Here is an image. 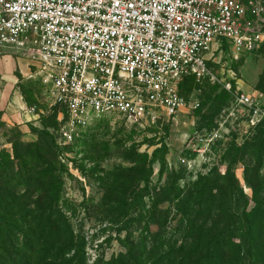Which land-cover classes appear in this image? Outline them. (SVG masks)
<instances>
[{"label": "built area", "instance_id": "1", "mask_svg": "<svg viewBox=\"0 0 264 264\" xmlns=\"http://www.w3.org/2000/svg\"><path fill=\"white\" fill-rule=\"evenodd\" d=\"M263 16L264 0H0V56L26 58L31 76L49 86L60 148L102 116L137 124L174 117L188 105L181 81L209 76L230 100L216 127L189 141L202 158L197 147L234 132L236 121L248 135L264 120L263 96L207 66L223 41L235 58L259 49ZM180 161L187 169L195 162Z\"/></svg>", "mask_w": 264, "mask_h": 264}, {"label": "trees", "instance_id": "2", "mask_svg": "<svg viewBox=\"0 0 264 264\" xmlns=\"http://www.w3.org/2000/svg\"><path fill=\"white\" fill-rule=\"evenodd\" d=\"M256 91L264 97V71ZM57 113L58 109L53 153L27 144L13 160L9 155L0 159V264H264V193L260 194L264 176H258L259 188L251 176L246 179L252 188L249 207L241 189L235 194L219 192L228 176L216 172L210 174L209 184L197 181L187 191L179 188L175 175L161 188L147 183L146 194L121 191L117 207L107 215L120 225L116 230L120 250L108 259L97 254L89 263L85 236L62 204ZM256 132L259 135L253 136ZM242 139L241 155L264 158V120ZM228 182L237 185L232 176ZM21 188L23 192H17ZM33 191L39 192L36 198ZM221 199L230 204L228 208L222 207Z\"/></svg>", "mask_w": 264, "mask_h": 264}, {"label": "rangeland", "instance_id": "3", "mask_svg": "<svg viewBox=\"0 0 264 264\" xmlns=\"http://www.w3.org/2000/svg\"><path fill=\"white\" fill-rule=\"evenodd\" d=\"M217 47L207 62L208 69L210 67L217 79L236 77L243 91L257 96V82L250 86L244 77L249 55L235 58L224 42ZM7 54H14L15 58L29 63L12 51ZM18 85L27 105L34 108L37 121L22 130L16 125L2 123L0 119V159L9 155V159L13 160L15 154H22L27 144L39 145L49 153L53 148L58 108L53 105L49 86L38 76L31 75L20 79ZM179 91L186 96L188 105L174 117L160 116L154 122L137 124L128 123L115 115L102 116L82 131L80 139L73 145L56 150L62 204L70 211L75 228H80L85 236L89 263L97 254H103L108 259L120 250L116 232L120 225L113 224L107 215L117 207L115 200L121 191H126L127 195L146 194L147 183L152 189L161 188L170 175H175L179 188L187 191L190 184L197 181L209 184L210 174L216 172L223 177L228 176L219 185L220 193L235 194L241 189L249 199V207L253 206L250 200L252 188L247 180L251 176L256 188L262 186L258 176H264V158L257 161V156L241 155L245 144L242 138L247 135L242 121L231 123L235 130L229 135L215 139L209 146L197 147L205 150L202 158L192 151L195 145L192 149L188 147L196 134L208 133L216 127L221 112L218 111L228 101L229 94L219 83H212L209 76L198 81L184 78ZM258 135V132L253 134ZM47 155L45 158L49 159ZM180 157L195 160L193 167L187 169ZM231 176L237 185L229 184ZM263 193L262 189L260 194ZM38 194L33 191V198ZM105 197L107 199L103 201ZM220 203L225 208L230 205L223 199ZM232 206L237 207L235 204ZM124 234V231L121 232L120 237L123 238Z\"/></svg>", "mask_w": 264, "mask_h": 264}, {"label": "crops", "instance_id": "4", "mask_svg": "<svg viewBox=\"0 0 264 264\" xmlns=\"http://www.w3.org/2000/svg\"><path fill=\"white\" fill-rule=\"evenodd\" d=\"M247 55L249 58L246 60L247 71L244 77L250 86H254L259 74L264 71V38L259 49L243 56ZM32 68L31 64L15 58L14 55H8L7 52L0 56V119L22 130L37 121L36 115L26 114L29 106L23 99L18 85L20 79L31 75Z\"/></svg>", "mask_w": 264, "mask_h": 264}]
</instances>
